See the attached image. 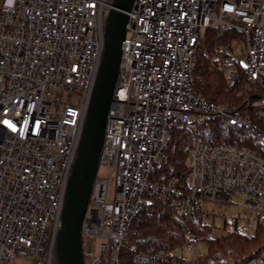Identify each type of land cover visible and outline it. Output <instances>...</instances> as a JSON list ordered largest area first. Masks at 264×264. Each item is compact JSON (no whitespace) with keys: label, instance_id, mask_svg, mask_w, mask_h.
<instances>
[{"label":"built area","instance_id":"obj_1","mask_svg":"<svg viewBox=\"0 0 264 264\" xmlns=\"http://www.w3.org/2000/svg\"><path fill=\"white\" fill-rule=\"evenodd\" d=\"M113 0H0V264L32 256L54 264L66 190L105 45ZM119 79L82 224L86 264H200L199 236L180 253L142 251L132 239L149 213L183 217L206 202L242 196L264 211V155L197 138L185 180L163 178L178 126L218 118L262 132L264 99L246 112L194 89L196 46L205 28L245 36L226 55L230 86L264 87V0H134L127 11ZM258 86V87H257ZM103 172L100 173V169ZM243 264H264V247Z\"/></svg>","mask_w":264,"mask_h":264},{"label":"trees","instance_id":"obj_2","mask_svg":"<svg viewBox=\"0 0 264 264\" xmlns=\"http://www.w3.org/2000/svg\"><path fill=\"white\" fill-rule=\"evenodd\" d=\"M242 41H245L243 33L231 27L217 25L205 28L196 46L194 89L218 104L233 103L246 112L255 98L262 97L264 87H259L258 92L255 86L247 87L241 64L243 75L236 86L229 85L228 78L222 70L225 56L234 51V42L239 44ZM262 130L258 132L253 128L233 125L218 118L198 122L194 126H178L168 148L169 163L160 170L162 177L165 179L176 177L179 183L185 180L189 152L197 138L248 146L264 155V124ZM256 222V232L252 236L238 230L213 236L210 223L204 222L200 212L192 217H183L169 209L163 214H147L141 225L140 235L133 238L132 242L142 251L160 249L174 251L188 241V232H191L207 244L206 253L201 256L200 264H221L224 257L233 253L237 254V258L232 264H243L264 247L263 211L257 213ZM35 264H41L40 260H35ZM125 264L131 263L127 261Z\"/></svg>","mask_w":264,"mask_h":264},{"label":"water","instance_id":"obj_3","mask_svg":"<svg viewBox=\"0 0 264 264\" xmlns=\"http://www.w3.org/2000/svg\"><path fill=\"white\" fill-rule=\"evenodd\" d=\"M134 0H113L105 26V45L92 91L84 129L68 182L61 227L56 241V264H86L82 224L96 178L106 136L108 114L119 79L128 13Z\"/></svg>","mask_w":264,"mask_h":264},{"label":"rangeland","instance_id":"obj_4","mask_svg":"<svg viewBox=\"0 0 264 264\" xmlns=\"http://www.w3.org/2000/svg\"><path fill=\"white\" fill-rule=\"evenodd\" d=\"M234 52L235 54H242L241 59L243 60V55L246 53V43L242 41L237 44L234 42ZM264 99V93L262 92V97L255 98L252 102H258ZM103 172V168L100 169V173ZM205 209L210 214V220L208 223L211 225V233L213 236L223 235L230 233L234 230H238L248 236H252L256 232V216L257 211L248 206L242 196H235L233 202L231 203H214L206 202ZM264 212V211H263ZM182 246V245H181ZM179 246L174 249V252L180 253L182 247ZM194 249L189 250L185 248V252L192 258H197L198 255H203L206 253L207 244L204 240H199L197 243L193 244ZM237 258V254L233 253L223 258V263L221 264H232L233 260ZM11 264H35V260L32 256L28 257H17Z\"/></svg>","mask_w":264,"mask_h":264}]
</instances>
